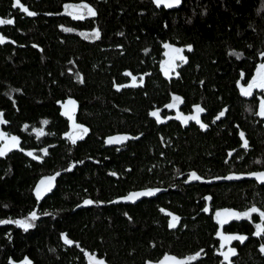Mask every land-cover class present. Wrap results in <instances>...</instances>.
<instances>
[{
	"label": "trees",
	"instance_id": "16d2710c",
	"mask_svg": "<svg viewBox=\"0 0 264 264\" xmlns=\"http://www.w3.org/2000/svg\"><path fill=\"white\" fill-rule=\"evenodd\" d=\"M81 4L96 15L76 19L66 11ZM0 19L14 21L0 26L7 38L0 44L7 121L0 132L19 138L18 148L0 156V221L33 224L0 223V264H87L89 256L147 264L166 254L217 264L216 213L264 211V184L225 180L264 170L257 99L238 86L264 62V0H182L173 9L153 0H0ZM97 29L98 39L82 35ZM165 45L186 57L169 75ZM173 96L182 98L180 113L204 108L207 127L174 119L166 107ZM68 99L76 104L75 125L88 129L75 144L61 111ZM117 136L129 139L107 142ZM193 172L201 179H191ZM52 176L51 190L38 197L40 182ZM167 213L179 217L175 227ZM261 221L254 213L248 224L225 226L248 236L241 264H264V234L252 236Z\"/></svg>",
	"mask_w": 264,
	"mask_h": 264
},
{
	"label": "snow or ice",
	"instance_id": "6c2138e0",
	"mask_svg": "<svg viewBox=\"0 0 264 264\" xmlns=\"http://www.w3.org/2000/svg\"><path fill=\"white\" fill-rule=\"evenodd\" d=\"M17 4H19V0H16ZM155 3L159 6V5H164L166 7H173L176 5H179L181 3V0H155ZM66 11L68 9H72L71 12H69L70 15H74L76 19H83L84 15H83V10L86 8L87 9V15L89 16H95L96 12L93 8H91L88 5H66L65 6ZM25 12H27L28 15L30 16H34L36 15V13L28 11L27 8L24 9ZM2 23H7V24H12L14 23L13 20H0V24ZM66 31H71V29H66ZM82 35H86V38L89 39H98L100 36V32L99 30H95L92 33H88V34H82ZM5 42V38L3 36H0V43H4ZM166 48L170 49V53H169V60L165 61V75H169V70L170 69H174L177 65H176V61H183L186 62V57L182 55L183 53V49L181 48H175L172 45H165ZM189 50H191V45L188 46ZM128 75H131V73H128ZM133 80V84H135L136 82V77L133 76L132 77ZM120 87V86H117ZM253 89H264V64H261L259 66V68L257 69V73L256 76L253 77L252 81L247 85L246 88L242 87L241 91L242 94L244 96H251L253 94ZM182 98L179 96H173V102L171 104L166 105L167 108H176L178 106L179 103H182ZM68 105H72V109H68ZM74 107H75V102L74 101H68V104L65 105L66 111L64 112V115H67L71 118L72 116V111H74ZM195 108V114L190 116V117H184L183 114H178L177 118L178 119H182L183 122L185 124L188 123L189 119L191 120H195L197 123H200V113L204 112L205 109L202 108L200 105H194ZM260 116L264 117V98H262L261 103H260V111L258 113ZM152 116L156 117L157 120L159 121L160 117H159V110L153 111L151 113ZM225 115V111H221L219 113V115L216 117V119H220L221 117H223ZM0 123H7V121L3 120V113L0 112ZM43 123L46 125L48 123V121H43ZM202 127L206 128L207 125H201ZM27 128V126H25ZM75 128L77 129V131H75L74 133H69V138L71 139L72 143L75 144L77 139H82L83 135L87 133L88 129L84 128L82 125H75ZM35 131L37 132L38 136H43L45 135L43 129H35ZM241 137L244 136V133L241 132L240 133ZM129 139V137L127 136H117V137H109L108 138V143L112 144V143H120L123 142L125 140ZM0 140L5 141L3 147H0V156H4L6 155V153L8 151H11L13 148H18L19 147V138L15 137V136H11L9 137L8 134L0 132ZM248 146V142L247 140H244V147ZM47 150H45L46 152ZM28 155L32 156L33 153L29 152ZM37 159H39V157H36ZM57 175H59V173H57ZM113 175H115V173H113ZM253 175L258 176V178L261 181H264V173H253ZM234 177H227V179H232ZM191 179L194 180H199L201 179V177H199L195 172L191 173ZM55 180V176L52 177H47L44 180H42L40 182L41 186H38L36 189V194L38 197H40L42 195L43 192L46 191H50L51 187H52V182ZM154 191H159L157 190H147V191H142V192H134L129 194V196L125 197L124 199H128V200H135L138 199L141 196H151L154 194ZM210 199V197L208 198ZM93 201L91 200H85L84 204L88 205V204H92ZM207 211V209H205ZM252 213H259L260 217L262 218V221L260 224L256 225V232L254 233L257 236H261L262 234H264V211H262L260 208H257L255 206H252L247 212L244 213H238V212H234L228 209L223 210V212H217L216 216L219 219L220 217H224V219L220 220V223H226L228 219L231 218H242V217H250ZM37 218V215L35 212H32L30 214V219L31 220H35ZM179 221V217L176 216H172V223L170 224V227H175L176 223ZM0 223H15L18 224L20 226H22L25 230H27L30 227H33V224L29 222V220L25 219V220H16V221H0ZM218 235H221V238L223 240V244L221 245V247L223 248L224 244L228 243L231 240H240L241 242H243L245 239H247V237L244 236H225L222 233H218ZM64 240L65 243L67 244H72L73 241H71L70 239L67 238V235H64ZM261 251L264 252V245L261 246ZM200 255V253H197L194 256L188 257V260H196L198 258V256ZM221 255L223 256L225 261H228L229 264H231L230 261V256L235 255V249L233 248H229L227 252H221ZM89 259L91 261H94V264H105V262L103 260H98L95 257L90 256ZM175 261V264H186V261L184 260H177L175 257H165V261ZM28 264H30V262H28Z\"/></svg>",
	"mask_w": 264,
	"mask_h": 264
},
{
	"label": "flooded vegetation",
	"instance_id": "af4514ba",
	"mask_svg": "<svg viewBox=\"0 0 264 264\" xmlns=\"http://www.w3.org/2000/svg\"><path fill=\"white\" fill-rule=\"evenodd\" d=\"M86 14H87V10L85 11V9H84L83 10V15L85 16ZM169 50L170 49L167 50V53H168L167 60H169ZM261 64H264V62H262ZM261 64L259 63V64L256 65V68L254 70L253 75L250 76L245 83H242V81L239 82L238 86H239V90H240L241 94H242V91H241L242 87L246 88L247 85L252 81L253 77L256 76L257 69L259 68V66ZM174 69H170L169 71L173 72ZM244 97L249 98V99H251V98L253 99L255 97L257 99V104L258 105H257V111H256L257 113H256V115H257V117L259 119L262 120V125L264 127V117H262V116H260L258 114L259 111H260V103H261V100H262V98H264V89H253V94L251 96H244ZM178 105H180V104H178ZM172 109L175 111V115L173 116V118L176 119V120H178V121H180L181 124L188 125V124H190V123L193 122V123L197 124L199 127H202L201 126L202 124L204 125V123L201 121V114L202 113H200V123H197L195 120L189 119L188 123L185 124L182 119H178L177 118L178 114H183V113H180L177 110V107L176 108H172ZM194 114H195V108L193 107L192 110H191V112L185 113V114H183V116L184 117H190V116H192ZM257 171H260V170H257ZM252 172H254V171H252ZM247 173H249V172H247ZM240 180H243V179H240ZM240 180H237V181H240ZM223 210H221L219 212H223ZM248 210H243V211L231 210V211L238 212V213H244V212H247ZM252 215H254V213H252L250 217H242V218H239V219L231 218V219H228L227 222L226 223H223V224L220 223V220L224 219L223 216L220 217L219 219L217 218L218 225H219V233H222L225 236H244V237H247V239H245L243 242H241L240 240H231L228 243L224 244V246L222 248L221 245L224 242H223V240L221 238V235H217L216 237L218 238V241H217L216 249L214 251V253H215L216 257H217V264H229V262L228 261H225L224 258H223V256L221 255V252H227L229 248L235 249V255L230 256L231 264H241V261L243 260L242 255H241L242 254L241 253V247L246 244V242L248 240V236L245 233H241L238 230H235V231H227V230H225V228H226L225 226L228 225L229 223H232V222L234 224H236V226L239 225V224H241V223L248 224L249 221L252 220ZM260 223L261 222H259L258 224H260ZM255 232H256V225L254 227V233ZM254 233H253L252 236H257ZM261 246L262 245H260L258 247V251L261 253V256L264 257V252L261 251Z\"/></svg>",
	"mask_w": 264,
	"mask_h": 264
},
{
	"label": "water",
	"instance_id": "95a60500",
	"mask_svg": "<svg viewBox=\"0 0 264 264\" xmlns=\"http://www.w3.org/2000/svg\"><path fill=\"white\" fill-rule=\"evenodd\" d=\"M182 1V0H181ZM154 4L155 3V0H153ZM157 5V4H156ZM180 5V4H179ZM179 5H176V6H173L171 7V9L173 8H177L179 7ZM159 6H164V5H159ZM166 7V6H164ZM169 8V7H168ZM72 11V9H70ZM1 20V19H0ZM2 24H0L1 26ZM0 36H3L2 34H0ZM5 38V42H7V38L5 36H3ZM0 44H3V43H0ZM169 53H170V50H169ZM253 173H264V170H260V171H254V172H249V173H245V174H233V175H229L227 177H234L232 179H227V177L225 178V180L227 181H237V180H240V179H250V180H255L256 182L260 183V184H264V181H261L258 176L256 175H253ZM169 215H171V218H170V223L172 222V214L170 213H167ZM175 257L177 260H184L183 258H180V257H177L173 254H166L164 256H162L158 261H149L147 264H175V261H172V260H169V261H165V257ZM90 257V256H89ZM89 257H87V264H94V261H91L89 259ZM185 261V260H184Z\"/></svg>",
	"mask_w": 264,
	"mask_h": 264
},
{
	"label": "rangeland",
	"instance_id": "374dc122",
	"mask_svg": "<svg viewBox=\"0 0 264 264\" xmlns=\"http://www.w3.org/2000/svg\"><path fill=\"white\" fill-rule=\"evenodd\" d=\"M73 16H74V15H73ZM70 100H71V99H68V100H66L65 102H63V103L61 104V111H62V114H63V115H64V112L66 111L65 105L68 104V101H70ZM71 101H73V100H71ZM72 107H73L72 105H68V109H72ZM75 110H76V104H75V107H74V111H72V116H71V118H70L69 116H67V115H65V116L69 119L71 128H72L74 131H77V129L75 128L74 120H73ZM223 218H224V217H223Z\"/></svg>",
	"mask_w": 264,
	"mask_h": 264
}]
</instances>
